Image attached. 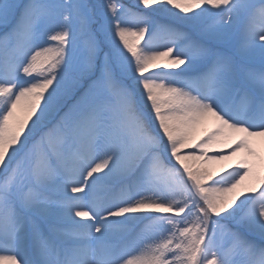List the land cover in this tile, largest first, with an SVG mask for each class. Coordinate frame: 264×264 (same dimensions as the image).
Returning a JSON list of instances; mask_svg holds the SVG:
<instances>
[{
  "label": "snow or ice",
  "instance_id": "snow-or-ice-1",
  "mask_svg": "<svg viewBox=\"0 0 264 264\" xmlns=\"http://www.w3.org/2000/svg\"><path fill=\"white\" fill-rule=\"evenodd\" d=\"M0 28V264H264V0H0Z\"/></svg>",
  "mask_w": 264,
  "mask_h": 264
},
{
  "label": "rangeland",
  "instance_id": "rangeland-1",
  "mask_svg": "<svg viewBox=\"0 0 264 264\" xmlns=\"http://www.w3.org/2000/svg\"><path fill=\"white\" fill-rule=\"evenodd\" d=\"M123 2H124V3H129L130 0H123ZM0 31H3V29L0 28ZM177 71H178V69H177ZM206 127H207L208 129H211V128H212V124H211V122H209V123L206 125ZM202 131H203V130H202ZM210 154H211V153H210ZM238 159H239L238 156H237V157H233L232 160L226 162L225 164H215V163H214V164H211L210 167H211L213 170H215V171H221L223 168H226V167H228L229 165H234V164L237 162ZM245 183H247V180L245 181ZM237 191L239 192L240 189H237Z\"/></svg>",
  "mask_w": 264,
  "mask_h": 264
}]
</instances>
